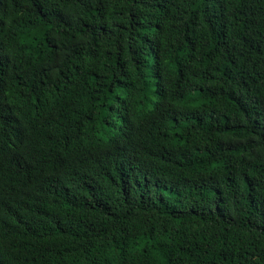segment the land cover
Returning a JSON list of instances; mask_svg holds the SVG:
<instances>
[{"label":"clouds","instance_id":"9594fccd","mask_svg":"<svg viewBox=\"0 0 264 264\" xmlns=\"http://www.w3.org/2000/svg\"><path fill=\"white\" fill-rule=\"evenodd\" d=\"M13 3L0 0V217L10 221L0 222V264H55L60 241L36 230L21 206L43 199L49 184H67L79 204L76 177L93 176L116 203L119 185L102 172L131 157L145 184L124 194L129 208L143 194V226L154 225L163 242L159 264H264V0ZM130 14L159 21L161 31L127 27ZM138 32L160 42L156 61ZM62 72L68 87L56 95ZM113 76L131 84L110 95Z\"/></svg>","mask_w":264,"mask_h":264},{"label":"trees","instance_id":"16d2710c","mask_svg":"<svg viewBox=\"0 0 264 264\" xmlns=\"http://www.w3.org/2000/svg\"><path fill=\"white\" fill-rule=\"evenodd\" d=\"M18 2L19 0H14L13 6L15 7ZM150 3L151 0H144L145 6H149ZM156 7L160 8L161 5L157 3ZM193 11H195L194 8ZM36 14L41 15L39 10H37ZM43 18V15H41V19ZM129 20L130 23L127 26L129 28H148L156 32L161 31L162 28L159 21L153 22L149 20L145 25L141 20H133L132 14L129 15ZM85 26H87V22ZM223 27L225 30L224 36L226 37L228 25L225 23ZM188 31L189 29L186 28L185 32L187 33ZM137 39L141 45H148L147 54H151L153 61H156L160 50V42L153 40L150 36L144 35L143 32L137 33ZM185 43H188L187 36L185 37ZM191 47L192 45L189 44L190 49ZM249 47L253 46L249 45ZM254 50L259 51V47H255ZM129 52L132 54L133 49L129 48ZM143 58L144 57H141V59ZM138 62L139 61L136 59L132 61L134 65ZM232 63L231 60L228 61V65H232ZM117 66H119L118 57ZM78 67L79 66H74L72 69H66L65 71L71 73L76 71ZM217 71H220V69H217ZM90 75L91 79H98V73L93 72ZM123 75L124 73H121V76ZM222 75H227V72H222ZM208 78L212 79L213 74L208 73ZM69 79V75H65L63 72L61 73V80L53 85L56 95H60L61 92L67 90ZM111 79L115 81V84L109 83L108 85L107 91L110 95L114 92L115 88L127 87L131 84L130 80L121 79L116 76H113ZM254 79L255 78H253V80ZM46 82L47 77L37 83L40 88H43ZM22 83L23 81L17 79V87ZM24 87L27 88L29 85L24 84ZM204 91L205 89L203 88L198 89L200 93ZM208 91L210 94H213L212 89ZM98 92V88L93 89V93ZM90 99H92L93 103L103 107L102 97L100 95H94L90 97ZM113 99L119 102L121 98L113 96ZM229 99H231V96H229ZM35 102L36 104H41L42 102L51 103L50 100L42 101L40 97H35ZM67 106V103H65V107ZM108 110L112 111L113 105L109 104ZM76 111L77 110L73 109L72 115H75ZM85 117V119L89 121L94 119V117L88 114H85ZM61 119L63 120V117H61ZM120 122L123 123V120ZM77 123H79V121H77ZM103 123L105 127L109 126L107 121ZM172 123L175 124V121L173 120ZM96 131L97 135L102 134L101 129L97 128ZM138 159V157H131L129 159L118 158L112 161L110 170L102 172V175H105L101 176V179L104 177L103 180L108 184L113 186L119 185V190L115 197L116 203L113 202L114 198L112 196L102 191L104 185L93 176L90 179L76 177L81 180L79 204L75 202V198L71 200L68 199L66 192L68 188L67 184L59 186L49 184L44 190L43 199L35 202H25L21 206V215L27 214L28 220L35 224L36 230L60 241V247L56 248L54 253V255L58 257L55 264H159L157 253L162 254L163 242L158 238L154 225H148L147 228L143 226V214L149 211L145 205L143 194L141 193L137 200L139 204L138 208H129L130 201L124 194L126 186L129 189L133 186L140 189L145 184V177L141 176V168L138 164ZM73 175L75 176V173H73ZM164 191L167 190L165 189ZM120 201H122L124 205L122 214H118L117 211ZM53 207H58L59 211L55 213L52 212L51 209ZM4 211L14 224H21V219L17 217L16 211L12 209L11 206L6 207ZM169 215H171V213H169ZM109 219L115 221V223L110 224ZM0 222L8 224L10 221L0 217ZM25 223H27V221H25ZM25 230L27 231V228ZM160 235L163 236L165 233L162 232ZM81 241H83V243H81ZM178 248L180 251H183L182 245L178 246ZM47 251L48 250H46V252Z\"/></svg>","mask_w":264,"mask_h":264},{"label":"bare ground","instance_id":"6f19581e","mask_svg":"<svg viewBox=\"0 0 264 264\" xmlns=\"http://www.w3.org/2000/svg\"><path fill=\"white\" fill-rule=\"evenodd\" d=\"M86 118V117H85ZM126 166V165H125ZM103 175H105V174H103ZM102 175V176H103ZM104 178V177H103ZM103 178H102V180H103ZM48 187V186H47ZM61 187V186H60ZM59 188V187H58ZM46 195V194H45ZM64 199V198H63ZM69 199V198H68ZM65 200V199H64ZM51 201V200H50ZM68 201V200H67ZM40 203V202H39ZM70 204V203H69ZM39 205V204H38ZM42 206V205H41ZM71 206V205H70ZM68 208H70V207H68ZM44 209V208H43ZM74 209V208H73ZM50 212V211H49ZM37 213V212H36ZM39 213V212H38ZM39 216H40V214H39ZM47 216V215H46ZM55 216V215H54ZM45 217V216H44ZM47 218V217H46ZM43 219V218H42ZM59 222V221H58ZM51 223H52V221H51ZM47 224H48V222H47ZM55 224V223H54ZM49 225H50V223H49ZM50 227H51V225H50ZM68 228V227H67ZM51 229V228H50ZM41 230V229H40ZM49 230V229H48ZM68 230V229H67ZM54 233V232H53ZM76 237V236H75ZM95 257V256H94ZM92 258V257H91ZM103 258V257H102ZM89 260V259H88ZM88 264V263H87Z\"/></svg>","mask_w":264,"mask_h":264}]
</instances>
